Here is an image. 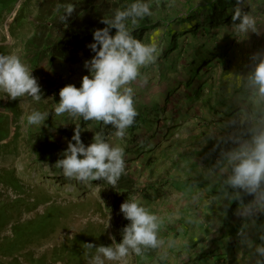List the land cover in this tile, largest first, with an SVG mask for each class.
I'll return each instance as SVG.
<instances>
[{
	"label": "rangeland",
	"instance_id": "rangeland-1",
	"mask_svg": "<svg viewBox=\"0 0 264 264\" xmlns=\"http://www.w3.org/2000/svg\"><path fill=\"white\" fill-rule=\"evenodd\" d=\"M84 1L0 0V54L20 55L33 70L43 93L39 102L22 97L13 105L0 94L2 125L7 130V137L0 140V240L12 246L10 251L0 253V260L8 262L17 258L21 264H89L96 249H89L85 243L109 246L114 243L113 236L116 243L122 242V229L129 221L123 216L121 205L138 195L146 207L163 218L160 237L165 245L143 256L133 255L129 264H243L244 251L237 235L242 221L234 215L236 208L230 213V205L225 208L228 202L220 203L216 184L202 168L211 167L218 154L213 151L215 142L206 137L209 131L220 129L225 121L244 110L228 107L248 105L238 77L249 70L251 55L264 50V33L240 40L232 35L230 24L215 26L211 31L216 33L215 38L197 34L198 42L209 47L220 45L210 68L203 69L194 79L191 88L199 87L200 97L188 102L185 92L191 88L181 87L161 110L155 131L139 127L133 132L136 142L144 141L148 146L140 156L134 153V144H129L130 151L124 150V181L122 178L115 186L101 180L83 183L64 176L55 162L34 154L33 149L42 136L40 139L55 146L57 154L63 153L76 127L86 137V146L96 134L97 121L56 113L60 89L68 84L80 87L83 76L89 75L84 66L87 59L80 49L73 48L71 62L50 64V54L45 50L47 43L55 44L57 39L70 34L67 30L70 21H61L62 14H58L56 7L64 11V6L82 7ZM113 1L93 0V3L102 11L110 12ZM208 1L150 0L151 17L167 21L183 15L188 8L203 7ZM253 3L254 11L264 16V0ZM37 30L44 31L45 41L29 44ZM163 30L162 25L154 29L150 42H145L155 43L159 56L155 64L142 69L147 83L138 80L132 84L136 108L143 102H161L160 90L173 84V77L164 81L162 87L156 81L160 70L157 65L165 64L166 68L169 61L164 63L161 56L168 42ZM206 38L209 39L206 41ZM185 42L179 39V44ZM221 48L225 52L218 53ZM207 50L199 47L195 51L206 54ZM189 61L183 55L173 62L179 76L188 71ZM35 110L49 113L41 127L28 123V116ZM218 119L222 121L219 124ZM112 129H106L105 139L124 149L120 143L124 136H117L116 129ZM185 179L202 181L203 185L191 183L184 191L172 187V181ZM170 216L173 219L169 220ZM220 237L223 238L220 240ZM228 239L235 241L233 251L227 246ZM209 248L217 254L197 258Z\"/></svg>",
	"mask_w": 264,
	"mask_h": 264
},
{
	"label": "clouds",
	"instance_id": "clouds-1",
	"mask_svg": "<svg viewBox=\"0 0 264 264\" xmlns=\"http://www.w3.org/2000/svg\"><path fill=\"white\" fill-rule=\"evenodd\" d=\"M74 10L73 4L64 6L61 21H67ZM151 15L150 0H132L111 19H103L106 27L94 30V42L88 45L94 53L84 65L89 75L83 76L80 87L68 84L60 89L57 114L102 122L116 129L117 136L125 135L138 115L132 84L138 80L147 83L142 69L155 64L159 56L155 43H144L133 35L138 21ZM112 29L114 34H110ZM230 31L240 40L264 33V16L254 11L253 0H236ZM250 60L249 70L238 77L248 105L220 129L209 131L206 137L215 142L213 151L218 154L211 167L202 169L216 184L220 203L228 202L225 208L237 203L234 215L242 221L237 235L244 251L243 264H264V50L253 53ZM0 94L11 100H42L41 85L33 70L15 52L0 54ZM48 117L49 113L35 110L28 123L41 127ZM55 165L64 176L77 181L101 180L113 186L126 172L123 147L110 144L102 132L86 146L78 127ZM120 210L129 221L122 229V242L116 243L113 236L114 243L109 246L85 243L89 249H96L89 264H129L133 255L143 256L164 247L160 237L164 220L146 207L140 196L128 198Z\"/></svg>",
	"mask_w": 264,
	"mask_h": 264
},
{
	"label": "trees",
	"instance_id": "trees-1",
	"mask_svg": "<svg viewBox=\"0 0 264 264\" xmlns=\"http://www.w3.org/2000/svg\"><path fill=\"white\" fill-rule=\"evenodd\" d=\"M257 0H253L255 2ZM132 0H114L112 3V7L110 8V12L105 14V10L102 11L101 8L95 6L93 0L84 1V6L76 7L73 11L72 15L68 17L70 21V26L68 32L70 34L68 37H62L61 39H57L55 44L49 45L46 44L45 50L50 54L49 55V63L51 64L54 61H59V63H67L71 62L72 57V49H80L83 53V56L89 60L94 55L91 49L88 47L89 44L93 43V31L99 28L106 27V24L103 23V19H111L116 10L123 9L127 5H129ZM236 6V0H209L203 7L199 8H188L187 11L183 15H176L171 19L165 21L162 19H155L151 16L145 17L142 20H139L138 23L134 26L133 35H135L142 42H150L149 36L151 32L158 28L159 26H164L163 33L166 34V39L168 42L166 46L161 50L162 58L165 62L169 60L163 67L161 64L157 65L159 70V77L156 78L157 85L161 86L165 83L164 81L171 80L173 84L170 87H162L158 96L161 97V102L156 101L153 104L149 102L139 103V106L136 108L138 115L135 118L134 124L126 130V134L124 135V139H120V143H122L124 150L130 151L128 149L129 144H134L135 147L134 153L137 156H140L141 152L144 151V148L148 146L144 141L136 142V137L133 132L139 128L144 127L147 129L156 130L157 127L156 121H158V117L161 114V110H164L165 106L170 102L171 98L180 91V88H191L194 82V79L198 77L200 72L204 69H209L210 64L215 60L217 56L216 48L220 45L214 44L213 47L207 46L205 43L197 41V34L201 36H207L210 38H215L216 33L211 32L212 29L217 26H226L232 24V15L234 14V8ZM259 6V5H258ZM59 10L58 14H63V10L60 7H56ZM253 8H256V5L253 3ZM245 10H249V8H245ZM56 17V16H55ZM53 17V18H55ZM66 22V21H65ZM43 24V23H42ZM46 25V23L44 24ZM65 32V31H64ZM115 29L111 30L110 34H114ZM43 33L35 31L32 37L29 39L28 43H34L35 40H42ZM49 38L52 36L51 31H48ZM217 38V37H216ZM179 39H185L186 42L183 44H179ZM190 39V40H189ZM209 38H206L207 41ZM45 41V39H43ZM50 40V39H49ZM188 40V43H187ZM192 41V44H189ZM195 42V43H194ZM198 47V48H197ZM199 47H206L208 50L206 54H200L195 51L199 49ZM218 53L225 52L226 49L221 48ZM176 52L174 55H171L173 52ZM199 54V55H197ZM185 55L189 58V68L185 74L178 75V70L174 67L173 62L178 58L181 59V56ZM170 56V57H169ZM37 60V58L35 59ZM162 68V69H161ZM201 92L199 87L191 88L190 90H186L185 98L188 102L194 101L196 98L200 97L198 93ZM10 105H13L15 100H8ZM237 108L228 107L229 110H237V109H245L246 106L243 104L236 105ZM214 108V107H212ZM4 114L0 113V140L7 137V130L4 129L3 123ZM163 120H167V117H164ZM219 122H222L221 119H218ZM111 128V125L104 126L102 122L97 121V125H95L96 133L102 132L105 135L107 132V128ZM112 129L111 131H113ZM42 136L38 138V142L36 148L33 149L34 154H41L44 159L51 160L53 162H57L59 159L63 158V153L57 154L56 148L54 145L47 143L44 141ZM85 136L81 134V140L83 143L85 142ZM74 143V141H72ZM146 150V149H145ZM122 176L120 180L123 178ZM126 178V177H124ZM124 178L122 181H124ZM107 182V181H105ZM191 183H195L198 185H203L202 181L193 182L190 179L172 181L171 185L175 190L184 191V189ZM108 184V183H107ZM237 207L236 202H232L228 211L232 213L233 209ZM2 217H0V221ZM223 237H220V240ZM6 241V238H5ZM222 247L225 245H221ZM227 246L231 251H233L235 246L234 240L227 241ZM12 246L9 243H4L0 240V253L10 251ZM217 254L214 249L209 248L206 251H201L198 259L204 256ZM206 258V257H205ZM0 264H21L17 258H13L8 262H4L0 260Z\"/></svg>",
	"mask_w": 264,
	"mask_h": 264
}]
</instances>
